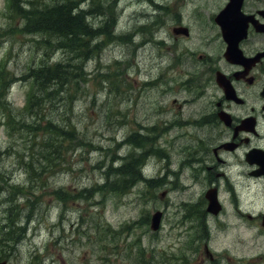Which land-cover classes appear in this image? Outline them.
Instances as JSON below:
<instances>
[{
	"label": "rangeland",
	"instance_id": "374dc122",
	"mask_svg": "<svg viewBox=\"0 0 264 264\" xmlns=\"http://www.w3.org/2000/svg\"><path fill=\"white\" fill-rule=\"evenodd\" d=\"M9 1L0 0V225L9 224L15 239L0 243V258L9 264H212L206 250L222 252L236 229L203 217L202 185L185 160L193 157L197 133L207 134L192 121L200 107L191 102L183 112L166 111L165 127L147 130L159 121L155 101L171 98L160 99L161 86L148 82L165 61L155 45L161 37L152 35L165 30L163 10L177 0H75L87 24L81 61L65 40L46 34L39 18L13 12ZM27 1L16 3L30 8ZM201 1L208 16L214 4ZM57 61L71 70L68 91L54 86L26 107L34 70ZM184 67L188 73L174 78L194 76L185 97L214 92L199 70ZM198 87L209 91L195 92ZM158 210L163 217L154 230L150 218ZM208 226L211 237L200 239L198 229Z\"/></svg>",
	"mask_w": 264,
	"mask_h": 264
},
{
	"label": "flooded vegetation",
	"instance_id": "af4514ba",
	"mask_svg": "<svg viewBox=\"0 0 264 264\" xmlns=\"http://www.w3.org/2000/svg\"><path fill=\"white\" fill-rule=\"evenodd\" d=\"M204 1L214 4L208 16L201 0L165 6V30L152 35L161 37L155 45L165 61L148 82L161 86L160 99L171 98L163 105L155 101L161 107L156 108L161 110L159 121L148 131L165 127L164 112H183L188 103L198 104V117L192 121L195 128L207 130L197 133L193 145L192 175L202 185L198 201L205 219L210 216L220 227L236 229L229 247L206 252L212 264H264V0ZM184 64L190 74L199 70L207 77L214 92L185 97L184 91L195 88L194 76L174 78L188 73ZM176 66L182 67L178 73ZM176 91L182 92L180 98ZM181 118L183 113L171 123ZM246 248L250 254H241Z\"/></svg>",
	"mask_w": 264,
	"mask_h": 264
},
{
	"label": "trees",
	"instance_id": "16d2710c",
	"mask_svg": "<svg viewBox=\"0 0 264 264\" xmlns=\"http://www.w3.org/2000/svg\"><path fill=\"white\" fill-rule=\"evenodd\" d=\"M16 1L17 0H15V3L13 4L14 0H11L10 8L13 12H18L20 15L26 14L27 18H39V22L42 23L43 29H48L47 31L49 33L46 32V34H48L49 37L54 35L58 41L65 40L67 46H72L71 53H73L80 61L83 60L86 50L87 24L84 19L85 10L80 8L77 2L75 5V0H52L51 2H44L41 4L28 0L27 3L30 8H27L26 6L24 8L20 3H16ZM28 20L31 21L32 19ZM31 24H35V22H31ZM67 64L71 63L68 61ZM2 72H4V70L0 69V81L3 80ZM33 75L34 86H31V92L37 88H42L41 91H47L51 89L52 86H56L59 83V80L62 82L68 80L70 82L72 77L71 70L63 62H56L52 66H40L39 69L34 70ZM48 81L49 83H47ZM3 87L4 84L1 89ZM28 97L26 107L31 103L32 105L30 107H33L34 99L32 94H29ZM53 127L55 129H60L56 124H54ZM60 133L63 134V137L69 139V136H67L66 132L62 129L60 130ZM12 227L13 226H11V228ZM18 228L22 231L23 226H19ZM13 233L14 231L10 229L9 224H1L0 243L2 241H14L15 236Z\"/></svg>",
	"mask_w": 264,
	"mask_h": 264
},
{
	"label": "bare ground",
	"instance_id": "6f19581e",
	"mask_svg": "<svg viewBox=\"0 0 264 264\" xmlns=\"http://www.w3.org/2000/svg\"><path fill=\"white\" fill-rule=\"evenodd\" d=\"M117 38H119V39H123V38H125L126 37V35L125 34H119V35H117L116 36ZM88 46L89 47H95V48H97L99 45L98 44H95V45H91V44H88ZM57 62H61V61H57ZM56 62H54V64H55ZM146 74H150V72L149 71H147L146 72ZM47 83H49V81L47 82ZM55 85V84H54ZM60 85V86H59ZM58 88H62V90L64 91V92H67L68 91V86H70L69 85V81L68 80H65V82H62L61 80H59V83L56 85ZM54 86H52L51 87V89L53 88ZM51 89H49V90H51ZM42 90V88H37V89H34V91L33 92H29V94H32V96H33V99H34V101H36L37 102V100H39L40 99V94H44V93H47L49 90H47V91H41ZM66 99L67 98H65V100L64 101H66ZM194 151H195V149H193V152H191V153H189V154H192L193 156L195 155V153H194ZM188 154V153H187ZM185 160L187 161V162H190V163H192V157H186L185 158ZM211 233H212V231H211V227H206V228H203V229H198V235H199V237H200V239H204V238H206V239H208V238H210L211 237ZM214 233V232H213ZM240 253L241 254H250V250L248 249V248H246V249H243V250H241L240 251Z\"/></svg>",
	"mask_w": 264,
	"mask_h": 264
},
{
	"label": "water",
	"instance_id": "95a60500",
	"mask_svg": "<svg viewBox=\"0 0 264 264\" xmlns=\"http://www.w3.org/2000/svg\"><path fill=\"white\" fill-rule=\"evenodd\" d=\"M160 215H161V213L158 212V213L155 214L154 217H153L152 227H153L154 229H157L158 226H159ZM0 264H7V263H6V261H2V262H0Z\"/></svg>",
	"mask_w": 264,
	"mask_h": 264
}]
</instances>
